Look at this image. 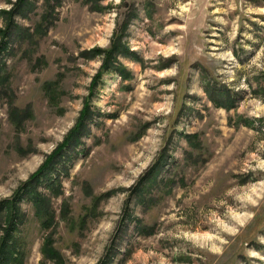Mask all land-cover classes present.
I'll list each match as a JSON object with an SVG mask.
<instances>
[{
    "label": "rangeland",
    "instance_id": "rangeland-1",
    "mask_svg": "<svg viewBox=\"0 0 264 264\" xmlns=\"http://www.w3.org/2000/svg\"><path fill=\"white\" fill-rule=\"evenodd\" d=\"M29 1L15 15L25 34L46 9ZM130 8L123 41L137 58L118 56L130 75L105 72L90 94L103 57L82 53L109 47ZM52 15L34 42L14 37L2 54L0 201L85 104L91 112L71 159L50 174L60 184L36 185L49 228L29 200L17 204L22 264H100L112 253V264H264V0H57ZM44 236L61 262L43 256Z\"/></svg>",
    "mask_w": 264,
    "mask_h": 264
},
{
    "label": "trees",
    "instance_id": "trees-1",
    "mask_svg": "<svg viewBox=\"0 0 264 264\" xmlns=\"http://www.w3.org/2000/svg\"><path fill=\"white\" fill-rule=\"evenodd\" d=\"M88 2H93V0H87ZM96 1V0H95ZM52 0H46V9L41 14V20L36 23L33 27V31L30 32L27 30L28 34L21 29V26L18 25L16 20V14L23 13L24 9L28 8L31 2L29 0H15L14 5L9 10H0V16L4 20V27H0V82L5 78V62L2 60V54L8 48V43L14 37L25 38L27 41L34 42L36 36L41 35L45 28L50 24V17L53 16L52 13L55 9V4L57 0L51 4ZM96 3V2H95ZM137 13L134 12L133 8H130V13L126 16V19H123V23L119 29H116L112 35L111 44L107 48L93 47L87 49L82 54L88 55H101L103 57L102 64L95 74L93 80L89 84L90 94L95 92L97 81L101 78L103 73L108 71L119 72L122 77L127 78L130 75V72L126 70L124 65L118 60V56L125 55L128 57L137 58L134 51H131L126 42L123 41V36L129 28L131 20L136 16ZM96 79V80H95ZM94 94V93H93ZM222 94V93H221ZM225 97L218 98L209 94V98L214 101L215 105L219 107L232 108L233 105L229 98L228 94H224ZM86 104L83 106L78 119L75 123V126L65 135L63 140L57 148L50 154L47 155L43 164L31 174L30 180L25 183V186L17 193L14 197L4 199L0 201V264H22L24 251L21 247V243L17 237L14 236V232L19 229V224L22 220L20 215L22 211L17 207L19 200L25 198L32 203V206L35 208V214L41 222L42 227L47 230L51 223V210L49 198H46V195L43 192H39L36 188V185L41 182H45V187L53 190L54 184L59 185L58 179L49 181L51 179L50 174L53 171H58L61 167L62 157H65L66 161L71 159L72 155L69 153L70 150H74L77 144L80 142L81 133L87 130L86 121L90 118V112H86ZM18 109H14L10 112V121L13 124H22L25 120V114L23 112H17ZM26 111V110H22ZM249 124V123H248ZM247 124V125H248ZM193 135V134H192ZM188 135V142L191 144L194 143V135ZM66 147V148H65ZM69 147V148H67ZM69 149V150H68ZM59 167V168H58ZM4 210L5 213H4ZM20 212V214H19ZM141 226L142 234H150L151 231H146L143 225ZM145 232V233H144ZM53 239L51 236H44V239L41 243V251L43 256L46 258H54L56 262H61V258L58 254V251L53 247ZM112 256L106 255L105 259L100 262V264H112Z\"/></svg>",
    "mask_w": 264,
    "mask_h": 264
}]
</instances>
